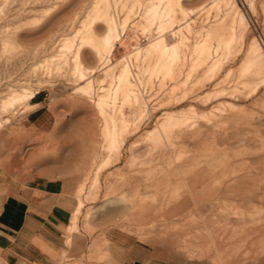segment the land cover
Listing matches in <instances>:
<instances>
[{"label": "rangeland", "instance_id": "rangeland-1", "mask_svg": "<svg viewBox=\"0 0 264 264\" xmlns=\"http://www.w3.org/2000/svg\"><path fill=\"white\" fill-rule=\"evenodd\" d=\"M208 1L191 0L186 5ZM236 1L250 24L240 51L223 62L215 79L204 80L180 103L173 100L151 108L155 100L166 98L172 83H165L158 98L149 103L143 121L129 127L115 153L103 149L101 115L92 99L81 98L73 91L68 66L62 76L53 74L38 87L49 90L50 96L35 115L37 126L31 121L36 117L29 115L36 106H17L6 113L9 121L2 120L0 129L8 140L2 149L4 159L23 181L63 179L76 186L88 169L89 177H97L95 183L87 179L77 227L70 223L66 227V243L69 248L77 247L76 253L67 254L59 264H264L261 85L256 91L239 88L221 98L235 103L237 110L226 108L215 112L212 119L198 118L193 124L174 129L169 139L162 138L155 147L144 138L165 110L191 104L198 111L213 110L218 101L205 103L201 96L211 91L229 69L232 73L226 85L231 86L229 89L236 85L237 66L253 36L264 50V0ZM92 2L0 0V43L5 34L16 43L6 53L0 44V95L7 85L22 78H31L34 85L36 78H48L40 73L31 77L27 71L55 52L58 38L80 24ZM251 2L254 10L249 8ZM49 7L53 9L47 14L42 12ZM34 15L41 19L33 21ZM200 20L196 27L201 25ZM96 31H103L102 23H97ZM126 34L131 41L144 44L146 40L133 27ZM116 45L113 59L126 48L125 43ZM81 56L86 66H97L90 48H84ZM154 83L152 93L158 87L156 80ZM143 193L146 195L141 197ZM123 195L129 197L120 200ZM109 232L123 234L126 243L110 240ZM105 237L109 241L105 242ZM95 238L100 239L97 249L92 246Z\"/></svg>", "mask_w": 264, "mask_h": 264}, {"label": "bare ground", "instance_id": "bare-ground-1", "mask_svg": "<svg viewBox=\"0 0 264 264\" xmlns=\"http://www.w3.org/2000/svg\"><path fill=\"white\" fill-rule=\"evenodd\" d=\"M186 1L191 0H93L80 24L58 38L55 52L32 64L27 71L31 77L40 73L47 79L36 78L34 85L32 79L26 77L7 85V90L0 95V129L3 127L2 120H8L6 113L17 106L33 108L28 102L41 90L38 87L68 66L74 82L73 91L81 98L92 99L101 115L103 149L108 154L117 152L124 141L125 132L143 121L149 103L158 98L165 83H172L166 91V98L155 100L151 108L173 100L180 103L204 80L215 79L223 62L237 54L242 47L250 24L236 0H209L192 6L186 5ZM118 6L124 15L122 18L119 17ZM249 6L254 10L252 2ZM49 9L45 8L42 12L46 13ZM39 16L31 18L38 20ZM136 17L139 18L134 20ZM199 19L201 25L196 27ZM97 23L103 24L101 33L96 31ZM130 27L144 35V44L131 41L132 37L127 39L129 36L126 33ZM117 43L120 46L125 43L123 46L126 48L113 59ZM0 44L4 53L8 50L11 52L16 46L8 34L1 38ZM86 47L93 51L96 67L84 64L81 55ZM97 71L100 72L99 76H94ZM231 73V69L226 71L214 88L201 96L205 103L218 101L213 110L198 111L192 104L175 111L165 110L157 118L156 125L147 130L144 138L155 147L162 138L169 139L174 129L193 124L198 118L209 120L216 116L215 112H222L226 108L237 110L235 103L221 98L239 88L256 91L261 85L264 50L256 37L251 38L237 66L236 85L229 89L231 86L226 85V79ZM154 80L158 87L152 93L156 86ZM104 161L107 162L108 157ZM89 170L74 189L77 201L69 222L74 228L84 206L82 196L87 179L91 183L97 181L96 175L89 177ZM139 195L142 197L146 193ZM128 197L123 195L119 199ZM104 239L105 242L109 241L107 237ZM99 242V238L92 241L94 249L98 248Z\"/></svg>", "mask_w": 264, "mask_h": 264}, {"label": "crops", "instance_id": "crops-1", "mask_svg": "<svg viewBox=\"0 0 264 264\" xmlns=\"http://www.w3.org/2000/svg\"><path fill=\"white\" fill-rule=\"evenodd\" d=\"M49 96L46 89L36 93L28 102L36 106L29 115L36 117ZM37 118L31 120L35 126ZM7 141L0 131V264H59L76 253L65 232L77 201L76 186L63 179L23 181L4 159ZM108 237L121 245L127 241L119 232Z\"/></svg>", "mask_w": 264, "mask_h": 264}, {"label": "snow or ice", "instance_id": "snow-or-ice-1", "mask_svg": "<svg viewBox=\"0 0 264 264\" xmlns=\"http://www.w3.org/2000/svg\"><path fill=\"white\" fill-rule=\"evenodd\" d=\"M49 11H51V9ZM54 18L55 17H53V19ZM49 22H51V21H49ZM83 55H84V58L87 59V53H84ZM261 90H264V73L261 74Z\"/></svg>", "mask_w": 264, "mask_h": 264}]
</instances>
